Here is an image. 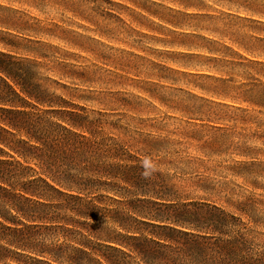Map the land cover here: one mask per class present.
I'll use <instances>...</instances> for the list:
<instances>
[{"label":"rangeland","instance_id":"374dc122","mask_svg":"<svg viewBox=\"0 0 264 264\" xmlns=\"http://www.w3.org/2000/svg\"><path fill=\"white\" fill-rule=\"evenodd\" d=\"M251 3L0 0V53L53 109L83 110L141 160L147 187L96 193L107 215L151 221L215 207L240 218L264 253V57L243 48L264 52L255 41L264 40V17L244 9ZM131 204L148 217L128 213ZM61 216L60 227L40 230L41 242L76 247L77 231L91 225L121 232L109 220ZM20 254L22 264H44Z\"/></svg>","mask_w":264,"mask_h":264},{"label":"trees","instance_id":"16d2710c","mask_svg":"<svg viewBox=\"0 0 264 264\" xmlns=\"http://www.w3.org/2000/svg\"><path fill=\"white\" fill-rule=\"evenodd\" d=\"M251 1L244 9L264 17V0ZM243 48L264 57L255 46ZM14 64L0 53V264H22L20 252L41 257L36 260L44 264H264V253L242 231L245 223L215 207L202 214L183 209L151 221L107 215L96 193L147 187L141 160L104 136L83 110L53 109L40 86ZM144 189L143 195L156 193ZM127 211L148 217L132 204ZM61 213L109 220L121 232L91 225L88 234L77 231L83 240H76V247L41 242L40 230L60 227L54 225L63 221Z\"/></svg>","mask_w":264,"mask_h":264}]
</instances>
